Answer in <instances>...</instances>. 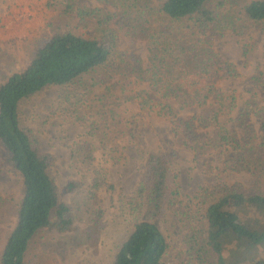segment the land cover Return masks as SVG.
<instances>
[{
	"label": "trees",
	"instance_id": "trees-1",
	"mask_svg": "<svg viewBox=\"0 0 264 264\" xmlns=\"http://www.w3.org/2000/svg\"><path fill=\"white\" fill-rule=\"evenodd\" d=\"M66 1L67 12L75 9L82 20L94 18L90 35L72 29L55 34L34 52L26 67L0 83V145L22 183L16 221L0 248V264H26L32 243L43 231H73L77 201L89 205L88 244L100 240L106 225L100 190L114 184L95 162L91 141L73 147L95 170L88 180H69L67 189L78 195L74 203L67 202L52 172L55 155L42 150L40 136L24 120L23 107L45 89L58 86L60 93L48 106L50 117L78 119L83 97L102 82L97 78L99 70L112 75L121 70L127 50L116 49L120 31L148 41L151 66L145 68L132 53L137 67L128 72L149 82L160 96H144L141 107L172 119L194 152L230 151L222 171L257 169L264 178V119L260 121L262 151L256 153L253 144L242 140V135L251 134L256 116H264V107L249 100L238 111L241 136L222 121L238 106V94L224 91L217 82L241 73L222 59L214 43V36L227 28L245 36L253 26L263 25L264 0H99L114 5L115 11ZM192 106L204 110L177 116L179 109ZM94 122L89 117L90 127ZM177 156L175 150H153L147 155L137 186L120 200L129 229L110 264H171L165 260L169 238L157 221L167 211L181 217L183 227L189 229L185 240L191 245L190 264H264V191L221 181L182 194L181 183L171 177Z\"/></svg>",
	"mask_w": 264,
	"mask_h": 264
},
{
	"label": "rangeland",
	"instance_id": "rangeland-1",
	"mask_svg": "<svg viewBox=\"0 0 264 264\" xmlns=\"http://www.w3.org/2000/svg\"><path fill=\"white\" fill-rule=\"evenodd\" d=\"M84 3L117 9L99 0H78V4ZM67 4L66 0H0V83L8 80L13 71L26 67L34 52L55 34L72 29L90 35L94 18L80 19L75 9L66 11ZM214 37L222 59L232 62L241 73L236 77H223L217 82L224 91H237L238 106L221 119L241 136L242 131L236 122L238 111L249 100L264 107V24L253 26L245 36L227 28ZM116 49L127 50L122 65L118 64L121 70L115 75L99 70L97 78L101 77L102 82L83 97V109L78 119L50 117L48 106L59 95L58 86L45 89L24 104V120L40 136L42 150L55 155L52 172L60 186L62 199L74 203L78 194L67 189L69 180H88L95 170H91L90 163L80 159L79 152L72 151L79 142L91 141L95 162L103 166L106 177L114 184L111 189L100 190L102 205L106 208V225L97 244L89 245L87 241L85 228L89 224V205L83 203L85 201H77L73 209L77 218L76 228L62 233L43 231L32 243L26 264H110L129 229V220L120 209V200L137 186L146 157L153 150H175L178 153L171 177L181 183L182 194L195 193L203 187L212 188L221 181L239 183L251 191H264V178H260L257 169L222 171L230 151L194 152L184 141L183 134L175 130L172 119L141 107L144 96H160L149 82L137 79L136 73L128 72L130 67L134 66L135 70L137 67V61L130 57L132 53L141 58L145 68L151 66L147 40L120 31ZM90 106L93 113H90ZM203 110L204 107L192 106L179 109L177 116ZM89 117L95 121L91 127ZM256 117L251 134L242 135V140L248 146L253 144L256 147L253 151L259 153L263 150L260 146V121L264 116ZM21 187L20 176L6 149L0 145V248L16 221V203L21 196ZM173 215L167 211L157 220L170 242L165 260L171 264H190L191 245L185 240L189 229L183 227L181 217Z\"/></svg>",
	"mask_w": 264,
	"mask_h": 264
}]
</instances>
